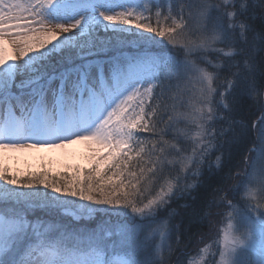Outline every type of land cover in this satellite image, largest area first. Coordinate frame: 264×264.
I'll list each match as a JSON object with an SVG mask.
<instances>
[{
	"label": "snow or ice",
	"instance_id": "1",
	"mask_svg": "<svg viewBox=\"0 0 264 264\" xmlns=\"http://www.w3.org/2000/svg\"><path fill=\"white\" fill-rule=\"evenodd\" d=\"M80 142L0 264H264V0H0V151Z\"/></svg>",
	"mask_w": 264,
	"mask_h": 264
},
{
	"label": "rangeland",
	"instance_id": "2",
	"mask_svg": "<svg viewBox=\"0 0 264 264\" xmlns=\"http://www.w3.org/2000/svg\"><path fill=\"white\" fill-rule=\"evenodd\" d=\"M81 143L84 142L62 149L3 150L0 151V166L21 177L40 171H48L50 174L65 171L71 173L74 166L88 165L89 147H82Z\"/></svg>",
	"mask_w": 264,
	"mask_h": 264
},
{
	"label": "bare ground",
	"instance_id": "3",
	"mask_svg": "<svg viewBox=\"0 0 264 264\" xmlns=\"http://www.w3.org/2000/svg\"><path fill=\"white\" fill-rule=\"evenodd\" d=\"M80 146L88 148L89 147V143L88 142H84V143H81Z\"/></svg>",
	"mask_w": 264,
	"mask_h": 264
}]
</instances>
